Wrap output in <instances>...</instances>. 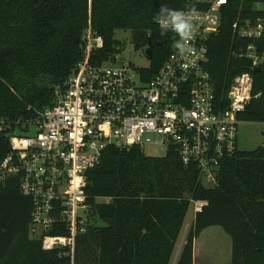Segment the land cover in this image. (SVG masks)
<instances>
[{
    "label": "trees",
    "instance_id": "1",
    "mask_svg": "<svg viewBox=\"0 0 264 264\" xmlns=\"http://www.w3.org/2000/svg\"><path fill=\"white\" fill-rule=\"evenodd\" d=\"M260 1L228 0L219 31L207 41L205 68L217 96H226L236 75L253 78L241 121L264 122V61L252 66L251 58L232 51L253 43L264 58V35L239 38L232 23L261 17ZM162 5L203 8L189 0H0V159L9 135L51 104L54 88L82 58L88 28L102 38L91 60L118 53L114 30L127 29L135 49H151L149 65L138 70L152 76L169 52V35L156 22ZM18 184L11 178L0 191V264H170L191 199L206 204L194 213L175 264H193L194 240L214 225L231 239L230 264H264L262 146L238 149L224 160L212 186L202 184L196 166H185L174 150L152 156L137 146L106 147L87 175L88 225L76 236L72 256L66 249L43 250L29 236L33 201Z\"/></svg>",
    "mask_w": 264,
    "mask_h": 264
},
{
    "label": "built area",
    "instance_id": "2",
    "mask_svg": "<svg viewBox=\"0 0 264 264\" xmlns=\"http://www.w3.org/2000/svg\"><path fill=\"white\" fill-rule=\"evenodd\" d=\"M189 1L203 5L178 9L190 17L193 36L181 51L180 37L166 32L168 55L148 78L138 68L116 65L118 53L91 60L102 38L88 28L82 58L54 88L51 104L9 135V149L0 159V191L9 179H18L20 192L33 201L28 234L43 250L73 255L76 236L88 225L87 175L106 147H163L164 155L174 150L185 166H196L204 185L214 184L220 164L238 150L239 113L252 97L253 78L247 72L236 75L221 98L205 68L208 38L219 31L228 0ZM256 8L262 16L255 21L232 23L239 38L264 35V0ZM232 54L251 58L252 66L264 61L253 43ZM205 204L190 200L193 213Z\"/></svg>",
    "mask_w": 264,
    "mask_h": 264
},
{
    "label": "rangeland",
    "instance_id": "3",
    "mask_svg": "<svg viewBox=\"0 0 264 264\" xmlns=\"http://www.w3.org/2000/svg\"><path fill=\"white\" fill-rule=\"evenodd\" d=\"M113 37L120 41L121 50L118 52V63L116 65H129L134 68H145L149 65V59L145 56L142 49H135L130 31L127 29L114 30ZM35 128L31 127L29 133H34ZM238 147L239 150H252L259 146L264 149V122L242 121L238 125ZM146 155L163 156L165 150L163 147L146 146L143 149ZM206 186H212L213 183H206ZM194 213L192 206L186 213L183 228L177 240L173 252L171 263L177 250L180 238L185 235L193 220ZM197 264H230L231 258V239L223 229L216 225L206 228L197 239Z\"/></svg>",
    "mask_w": 264,
    "mask_h": 264
},
{
    "label": "clouds",
    "instance_id": "4",
    "mask_svg": "<svg viewBox=\"0 0 264 264\" xmlns=\"http://www.w3.org/2000/svg\"><path fill=\"white\" fill-rule=\"evenodd\" d=\"M157 22L162 33L172 31L180 37V40L177 41V48L184 51L186 42L193 36L190 17L182 10L162 5L158 12Z\"/></svg>",
    "mask_w": 264,
    "mask_h": 264
},
{
    "label": "crops",
    "instance_id": "5",
    "mask_svg": "<svg viewBox=\"0 0 264 264\" xmlns=\"http://www.w3.org/2000/svg\"><path fill=\"white\" fill-rule=\"evenodd\" d=\"M238 136V135H237ZM237 147H238V137H237ZM238 149H239V147H238ZM214 226H216V225H214ZM209 227H211V226H209ZM208 228V227H207ZM206 229V228H205ZM204 229V230H205ZM201 233H202V231H201ZM200 233V234H201ZM200 236V235H199ZM198 236V237H199ZM198 237L194 240V244H193V264H197V250H196V246H197V239H198ZM183 242H184V236L182 235V237L180 238V242H179V244H178V247H177V250H176V252H175V255H174V258H173V262H172V264H175L176 263V260H177V258H178V255H179V251H180V249H181V246H182V244H183ZM175 250V249H174ZM173 255V254H172ZM172 258V257H171ZM231 259V258H230ZM171 263V262H170Z\"/></svg>",
    "mask_w": 264,
    "mask_h": 264
},
{
    "label": "water",
    "instance_id": "6",
    "mask_svg": "<svg viewBox=\"0 0 264 264\" xmlns=\"http://www.w3.org/2000/svg\"><path fill=\"white\" fill-rule=\"evenodd\" d=\"M144 54L145 56L150 59L151 58V49L150 48H147L146 50H144Z\"/></svg>",
    "mask_w": 264,
    "mask_h": 264
}]
</instances>
